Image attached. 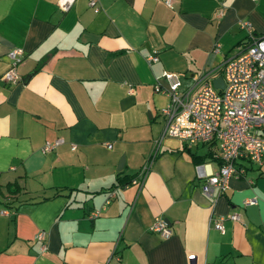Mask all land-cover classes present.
I'll return each instance as SVG.
<instances>
[{
	"label": "crops",
	"instance_id": "1",
	"mask_svg": "<svg viewBox=\"0 0 264 264\" xmlns=\"http://www.w3.org/2000/svg\"><path fill=\"white\" fill-rule=\"evenodd\" d=\"M98 2L0 0V264H264V159L237 158L227 188L208 197L195 169L217 168L206 145L164 136L153 152L168 100L155 78L176 71L186 87L216 72L264 33V0ZM14 46L23 56L6 83ZM133 173L139 181L122 177ZM219 214L223 232L209 222ZM155 216L169 236L148 228Z\"/></svg>",
	"mask_w": 264,
	"mask_h": 264
},
{
	"label": "built area",
	"instance_id": "2",
	"mask_svg": "<svg viewBox=\"0 0 264 264\" xmlns=\"http://www.w3.org/2000/svg\"><path fill=\"white\" fill-rule=\"evenodd\" d=\"M73 0H57V6L66 10ZM169 5V0H164ZM87 4L97 10L98 0H87ZM221 10H218L220 13ZM238 25L247 28V19H239ZM252 35V34H250ZM219 43L214 41L212 50L217 51ZM8 66L1 73V79L6 83H13L18 79L16 65L21 61L23 50L19 46L11 47L6 52ZM147 63L158 60L157 50L152 49L146 55ZM223 85L214 86L213 69L193 74L192 84L181 87L180 75L176 71L162 69L153 82V90L164 93L167 103L160 108L163 118V128L158 138L154 140L155 152L159 141L164 136L174 137L187 144L201 143L210 148V157L218 162L213 173L207 174L201 162L196 163L197 175L201 178L200 189L208 197L224 192L228 178L237 173L235 161L239 157L247 158L256 164L264 159V33L251 38L240 48L237 54L225 57L221 64ZM211 76V79H206ZM63 139L57 137L45 140L40 151L51 150ZM110 146V143H106ZM150 156L137 171V177H142L148 168ZM136 176L130 183L139 181ZM112 194V192H111ZM108 198L105 202H108ZM244 204L255 202V197H247ZM6 213L5 209H0ZM93 210L91 215H96ZM225 215L210 216L212 226L223 232ZM230 219H237L236 213L227 215ZM158 232L162 237L171 234L167 222L155 216L148 227ZM45 232L38 230L34 238L43 241ZM44 243L40 248H44Z\"/></svg>",
	"mask_w": 264,
	"mask_h": 264
},
{
	"label": "rangeland",
	"instance_id": "3",
	"mask_svg": "<svg viewBox=\"0 0 264 264\" xmlns=\"http://www.w3.org/2000/svg\"><path fill=\"white\" fill-rule=\"evenodd\" d=\"M215 71V70H214ZM215 75H218V74H221V68H218V69H216V72H213ZM181 77V79H182V82H181V87H184L186 84H187V80H186V78L185 77H183V76H180ZM206 79H211V76H207V78ZM192 147H196V146H192ZM197 150H204V148H205V146L204 145H198L197 147Z\"/></svg>",
	"mask_w": 264,
	"mask_h": 264
},
{
	"label": "water",
	"instance_id": "4",
	"mask_svg": "<svg viewBox=\"0 0 264 264\" xmlns=\"http://www.w3.org/2000/svg\"><path fill=\"white\" fill-rule=\"evenodd\" d=\"M212 84L214 85V86H222L223 85V81H222V78H221V76L220 75H216V76H214L213 78H212ZM121 163H122V156L119 158V160H118V168H120V166H121Z\"/></svg>",
	"mask_w": 264,
	"mask_h": 264
},
{
	"label": "trees",
	"instance_id": "5",
	"mask_svg": "<svg viewBox=\"0 0 264 264\" xmlns=\"http://www.w3.org/2000/svg\"><path fill=\"white\" fill-rule=\"evenodd\" d=\"M208 150H209V152H208V154L210 155V153H211V150H210V148H208ZM195 157V156H194ZM195 159H196V157H195ZM197 160V159H196ZM135 173H133V174H130L131 175V177L134 175ZM123 178L124 177H127L128 179H127V181H129L130 180V178H129V176H122ZM121 178H119V177H117V181H122V180H120Z\"/></svg>",
	"mask_w": 264,
	"mask_h": 264
}]
</instances>
